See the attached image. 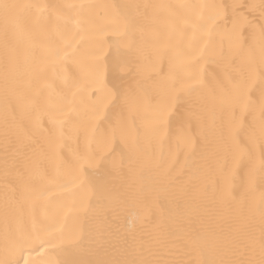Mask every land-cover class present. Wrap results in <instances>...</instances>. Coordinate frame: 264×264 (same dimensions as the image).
Wrapping results in <instances>:
<instances>
[{"label": "bare ground", "instance_id": "6f19581e", "mask_svg": "<svg viewBox=\"0 0 264 264\" xmlns=\"http://www.w3.org/2000/svg\"><path fill=\"white\" fill-rule=\"evenodd\" d=\"M0 264H264V0H0Z\"/></svg>", "mask_w": 264, "mask_h": 264}]
</instances>
